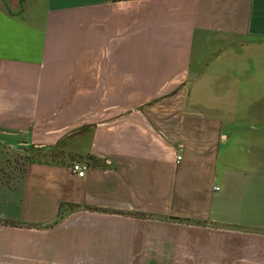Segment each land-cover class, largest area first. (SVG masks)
I'll return each mask as SVG.
<instances>
[{
  "label": "crops",
  "instance_id": "obj_1",
  "mask_svg": "<svg viewBox=\"0 0 264 264\" xmlns=\"http://www.w3.org/2000/svg\"><path fill=\"white\" fill-rule=\"evenodd\" d=\"M0 264H264V0H0Z\"/></svg>",
  "mask_w": 264,
  "mask_h": 264
},
{
  "label": "rangeland",
  "instance_id": "obj_2",
  "mask_svg": "<svg viewBox=\"0 0 264 264\" xmlns=\"http://www.w3.org/2000/svg\"><path fill=\"white\" fill-rule=\"evenodd\" d=\"M60 154L56 150H32L31 152L27 153V155H16L15 159L9 158L5 160V163H20L23 164L26 161V158L30 161H54L59 159ZM4 163V162H3Z\"/></svg>",
  "mask_w": 264,
  "mask_h": 264
},
{
  "label": "built area",
  "instance_id": "obj_3",
  "mask_svg": "<svg viewBox=\"0 0 264 264\" xmlns=\"http://www.w3.org/2000/svg\"><path fill=\"white\" fill-rule=\"evenodd\" d=\"M182 161V156L181 154H177L176 156V163L179 164ZM70 171L72 174L76 175L79 178H82L85 176L88 167L84 164L81 163H72L69 167Z\"/></svg>",
  "mask_w": 264,
  "mask_h": 264
}]
</instances>
